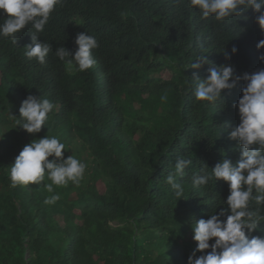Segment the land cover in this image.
<instances>
[{
	"label": "trees",
	"instance_id": "16d2710c",
	"mask_svg": "<svg viewBox=\"0 0 264 264\" xmlns=\"http://www.w3.org/2000/svg\"><path fill=\"white\" fill-rule=\"evenodd\" d=\"M243 15L201 19L188 0H61L38 34L52 47L44 64L25 55L34 29L17 33L16 44L0 38V264H186L191 226L226 207L225 182L194 188L191 177L202 162L211 172L221 159L239 160L228 132L239 123L243 81L215 103L196 101L193 73L203 79L209 65L185 68L201 55L223 64L233 45L237 75L264 68L257 14ZM78 33L99 45L83 72L55 56L60 46L74 52ZM29 94L55 105L35 136L9 117L19 118ZM45 135L86 165L79 185L55 187L54 204L44 203L47 177L15 188L8 178L22 147ZM178 156L192 164L177 175L185 187L177 200L165 178ZM246 235L264 237V221Z\"/></svg>",
	"mask_w": 264,
	"mask_h": 264
},
{
	"label": "clouds",
	"instance_id": "9594fccd",
	"mask_svg": "<svg viewBox=\"0 0 264 264\" xmlns=\"http://www.w3.org/2000/svg\"><path fill=\"white\" fill-rule=\"evenodd\" d=\"M60 3L61 0H0V10L7 17L0 22V38H10L16 44L17 33L22 29L25 32L34 29L31 43L24 46L25 55L44 64L52 47L49 42H41L38 34L44 31L50 14ZM188 4L199 11L201 19L211 17L215 21L233 17L247 20L248 16L243 14L251 9L257 14L255 24L264 33V0H188ZM74 44V52L60 46L55 50V56L76 71L92 68L96 64L92 50L99 46L96 38L78 33ZM256 49H264V38L258 41ZM237 51L236 45L230 50L224 47L221 53L225 63L220 65L201 55L185 68L199 71L205 64L209 65L203 79L193 73L195 84L190 85L189 90L196 101L215 103L222 98L223 91L232 90L243 81L241 96L233 104L239 123L228 132V138L236 142L239 160L234 165L230 159H221L211 172L208 165L202 162L199 172L191 177L194 188L206 186L213 180L225 182L228 194L222 199V205L226 207L214 210L207 218H200L191 226L196 247L188 255L186 264H264V237L249 238L246 235L257 230L260 222L264 221L261 212L264 208V68L237 75L234 66L229 63ZM258 59L264 63V52L259 53ZM54 108L51 100L29 94L20 104L19 118L10 111L9 117L14 121L15 128L19 126L35 136L49 121ZM65 147L56 136L33 138L22 147L14 163L8 167L10 186L41 184L47 177L50 183L44 184V188L51 195L44 203L57 202L60 196L55 187L67 186L69 182L79 185L86 169V165L75 156L65 157ZM191 164V159L176 157L175 171L165 178L177 200L183 198L185 192L184 184L177 180V175L182 176ZM253 202L257 206L255 209L251 207Z\"/></svg>",
	"mask_w": 264,
	"mask_h": 264
}]
</instances>
